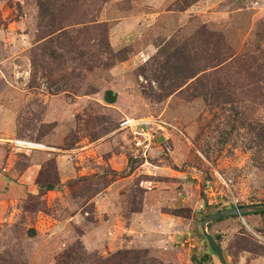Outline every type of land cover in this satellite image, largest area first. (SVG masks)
<instances>
[{
    "label": "rangeland",
    "instance_id": "374dc122",
    "mask_svg": "<svg viewBox=\"0 0 264 264\" xmlns=\"http://www.w3.org/2000/svg\"><path fill=\"white\" fill-rule=\"evenodd\" d=\"M39 4L0 0V264H120L127 251L219 264L201 219L264 205V157L241 121L264 120V0L86 1L68 19ZM206 47L221 66L163 73ZM200 80L222 96L198 94ZM210 225L228 264H264L247 251L264 248V216Z\"/></svg>",
    "mask_w": 264,
    "mask_h": 264
},
{
    "label": "trees",
    "instance_id": "16d2710c",
    "mask_svg": "<svg viewBox=\"0 0 264 264\" xmlns=\"http://www.w3.org/2000/svg\"><path fill=\"white\" fill-rule=\"evenodd\" d=\"M86 1H91V2H93L94 5L100 6L101 4L106 3V1H108V0H75V2H73V0H70V3H67V2L62 1V0L60 2H57L56 0H52V3H53L54 7H55V3L61 5V8H58L57 10H61V11L65 12L66 18L68 19V17H69L68 13L76 12L77 9L80 8V7H78V5L81 4L82 2L84 4ZM39 2H40L39 7L43 8V3L44 4L47 3L48 0H44V1L39 0ZM66 6H68L69 9L66 8ZM96 9L98 10V8H96ZM52 16L54 18H56V19H60L61 23L65 21L63 15L60 12H56V13L52 14ZM93 23L94 22H92V21L89 22V24H93ZM78 24H82L83 25L85 23L84 22H79ZM49 33H55V32L54 31H50ZM107 45H108V41H107ZM206 48L207 49H205L201 55H200V51H198L197 48H196L194 54L189 55V56L184 55V52H181L180 50H178V52H175L174 54H171V55H173L176 58L178 57L179 58V62L178 63L176 62V63L177 64L184 63L185 68L184 69H172L170 67V64H171L170 60L171 59L167 58V61L165 62V65L164 66L161 65V69H162L163 73L167 77H169L168 74H166V73H167V71L169 73V71L172 70V71L176 72V74H174L172 76L177 77L178 78V82H180V81H189L191 79H194V77H196L197 74L204 72V67H205L206 64L209 65V68L205 69V71L208 70V69H211V70L212 69H216L218 67V65L221 66L222 65L221 63L217 64V66L214 65L213 61L210 60V57H206L205 54L207 53V51L209 49L208 47H206ZM202 57L204 59L203 61H204L205 64L201 65L200 64V60H201ZM179 70H182L183 73L181 71L179 73ZM217 74H219V73L215 72L211 76H214V75H217ZM199 82L202 85V88H201L202 91L200 93H198V94L204 95V97L206 99L209 96L212 97V98H216V99L220 98L222 96V94H223L222 91L215 90V87H217L215 84H212V85H214V87L211 88V86L208 85V84L203 85L201 83V80ZM206 82H207V80H206ZM207 83H209V80H208ZM180 87L181 86H177L176 89L178 90V89H180ZM205 90H207V93L205 92ZM198 91H200V90H196V92H198ZM111 99L112 98L108 97L107 100L110 103H112ZM241 121H242L243 127L247 128L248 135L250 136L249 143H248V145L246 147L249 148V150H251L253 152L254 151L258 152L259 156L264 157V120L252 119L251 123H248V120L245 121V120L242 119ZM38 183L40 184V192L42 194H45L47 192L56 191L59 188V187H56L55 185H53L52 183H50V184H41L40 181ZM234 207H243V206H230V209H233ZM252 215L264 216V212L248 213V214L242 215L241 217L242 218H246V217H249V216H252ZM208 216H206V217H208ZM206 217L201 219V223L205 220ZM230 218H239V216H233V217H230ZM225 219H228V218H225ZM222 220H224V219L218 220L216 222H220ZM210 226L211 225H209L208 228ZM213 239L216 241V243L220 247L219 241H217V240H220V237H213ZM254 247H255L254 249L250 248L252 250L248 249L247 251L251 252V253H258V254H260L261 256L264 257V248L259 247L256 244H254ZM140 254L142 255V253H140ZM140 254L138 252H134V251L123 252V254H122V262L120 264H144L143 262L140 261V257H139V256H141Z\"/></svg>",
    "mask_w": 264,
    "mask_h": 264
},
{
    "label": "water",
    "instance_id": "95a60500",
    "mask_svg": "<svg viewBox=\"0 0 264 264\" xmlns=\"http://www.w3.org/2000/svg\"><path fill=\"white\" fill-rule=\"evenodd\" d=\"M264 212V205H251L243 207H234L233 209L219 211L209 215L201 224L202 233L210 247L211 252L217 258L219 264H228L222 249L218 246L213 237L208 233V226L218 220L230 218L233 216H242L248 213Z\"/></svg>",
    "mask_w": 264,
    "mask_h": 264
},
{
    "label": "built area",
    "instance_id": "2783aa9c",
    "mask_svg": "<svg viewBox=\"0 0 264 264\" xmlns=\"http://www.w3.org/2000/svg\"><path fill=\"white\" fill-rule=\"evenodd\" d=\"M121 126H122V127H123V126H124V127H128V128L131 129V131H133V129H136V130L134 131L135 135L138 133V132H137V129L140 128V125H139L135 120H133V119H128V120H126V121H123L122 124H121ZM141 135H142V134H141ZM23 143H24V142L18 141V142H15V145H16L17 147L21 148V147H24ZM19 144H21V145L18 146ZM135 146H136V148H138V149H140V148H141V149H144V148H145L144 144H142L141 141L135 142Z\"/></svg>",
    "mask_w": 264,
    "mask_h": 264
},
{
    "label": "bare ground",
    "instance_id": "6f19581e",
    "mask_svg": "<svg viewBox=\"0 0 264 264\" xmlns=\"http://www.w3.org/2000/svg\"><path fill=\"white\" fill-rule=\"evenodd\" d=\"M26 145L29 146V147L41 148L40 146H34V145H31V144H26Z\"/></svg>",
    "mask_w": 264,
    "mask_h": 264
}]
</instances>
